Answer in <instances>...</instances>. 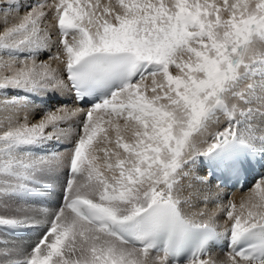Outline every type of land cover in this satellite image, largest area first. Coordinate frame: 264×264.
Listing matches in <instances>:
<instances>
[{
	"label": "snow or ice",
	"instance_id": "1",
	"mask_svg": "<svg viewBox=\"0 0 264 264\" xmlns=\"http://www.w3.org/2000/svg\"><path fill=\"white\" fill-rule=\"evenodd\" d=\"M0 12V208L17 204L0 236L37 235L24 252L0 239V264H264V0ZM257 169L239 206L212 193ZM57 187L54 210L28 215ZM213 195L216 211L186 214Z\"/></svg>",
	"mask_w": 264,
	"mask_h": 264
},
{
	"label": "bare ground",
	"instance_id": "2",
	"mask_svg": "<svg viewBox=\"0 0 264 264\" xmlns=\"http://www.w3.org/2000/svg\"><path fill=\"white\" fill-rule=\"evenodd\" d=\"M14 16H15V13H12L11 15H9V21L10 22L13 21ZM2 17H3V13L0 12V18H2ZM261 50L264 51V46H262ZM54 103L55 102H53V104ZM211 130L215 131V130H218V128H217V126L213 125ZM255 178H257V177H255ZM255 178H253L250 182H248V184L245 185L244 191H241V190H231L230 191L224 187H218L216 185L215 181L212 184L211 191L213 194H215L216 192H219L221 194V199H220L219 203L226 204L228 199H231L234 203L237 204V206H239L241 198L246 194L248 187L251 185V183L253 182V180ZM62 180H63V177L61 176V181ZM58 191H59V193L55 192V193L46 194V198H44V199L33 198V200H30L29 203H31L33 205L35 204L36 207H35V210H33L32 212L30 211L28 213V215L34 216L37 219H42V216H41V210L42 209L47 208L50 210H54L56 208V206L54 204L58 200H59L58 204L60 203L62 189L59 188ZM58 204H57V206H58ZM216 209H217V201H216L215 195H213L212 199L207 204H204V203L197 201V202H195L194 207H187L186 206L185 212H186V214L191 215L192 213H196V212H199L201 210L212 212V211H216ZM197 218L199 219V217H197ZM204 219H207V217H204ZM225 219L226 218L222 212L218 213V215L216 216V226L221 231L226 226ZM25 230H26L27 234H25L24 236H21V237H15V236L11 235L10 232H8L6 234V236H1V237L4 239H8L10 241V243L14 244L19 251L24 252L26 250H30L31 245L37 239L35 230H33V229H25ZM20 231H22V230H20ZM226 250H227L226 248H223L221 250L213 248L212 252L216 258L223 259L224 258V252Z\"/></svg>",
	"mask_w": 264,
	"mask_h": 264
},
{
	"label": "rangeland",
	"instance_id": "3",
	"mask_svg": "<svg viewBox=\"0 0 264 264\" xmlns=\"http://www.w3.org/2000/svg\"><path fill=\"white\" fill-rule=\"evenodd\" d=\"M58 189H59V187L56 188V190L54 192H52V193H55V192L59 193ZM58 202H59V200L54 204L56 207H57ZM16 206H17L16 202H10L7 210H5L3 208H0V212H3V214H5V215H12V214H14V209L16 208ZM35 207H36L35 204L33 205V204L29 203V205L27 207V213H29L30 211L32 212L33 210H35ZM0 239H4V238H2L0 236Z\"/></svg>",
	"mask_w": 264,
	"mask_h": 264
}]
</instances>
